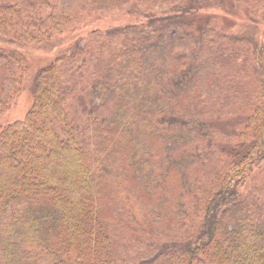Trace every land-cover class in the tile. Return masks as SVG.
<instances>
[{"label":"trees","instance_id":"trees-1","mask_svg":"<svg viewBox=\"0 0 264 264\" xmlns=\"http://www.w3.org/2000/svg\"><path fill=\"white\" fill-rule=\"evenodd\" d=\"M222 2L0 0V264H264V40Z\"/></svg>","mask_w":264,"mask_h":264},{"label":"rangeland","instance_id":"rangeland-1","mask_svg":"<svg viewBox=\"0 0 264 264\" xmlns=\"http://www.w3.org/2000/svg\"><path fill=\"white\" fill-rule=\"evenodd\" d=\"M252 0H224V2L220 3L219 7L215 6L210 10H203L202 12L209 13L211 16V25L215 27L217 30H220L224 33H235L237 35H243L248 37L250 40L261 41L264 40V19L261 20V17H264V13L261 11L256 12L252 10V5L249 3ZM223 6L224 8L222 9ZM166 7V6H165ZM209 11V12H208ZM211 12V13H210ZM256 12V15L260 16V20L253 18V13ZM139 17L137 15H126L119 14L114 12H109L105 18L94 19L89 27H84L85 31L90 29V27L100 26L105 27L108 24H119V23H131L139 21ZM83 30V28H82ZM64 38H69L68 34H63ZM4 44V43H2ZM59 48H50V47H30L26 49V68H25V76H24V90L15 98L14 104L9 108L8 112L4 115L3 121L5 123L12 122L16 119H23L26 115V112L30 108L32 104V96H31V84L34 80L36 70L42 66L47 65L52 59V57L58 52ZM205 77V76H204ZM203 77V78H204ZM224 81L226 78L224 76L221 77ZM224 81H220L218 83V87L215 91L209 93V96L206 95L208 101L211 102L212 112L214 115L213 102L218 101L221 97L224 96V91L221 90L220 85L224 84ZM222 88H227L226 86H222ZM213 98V99H211ZM250 178L246 180V183L241 188L242 192H246L249 188Z\"/></svg>","mask_w":264,"mask_h":264}]
</instances>
